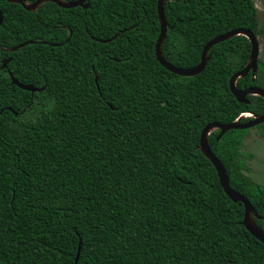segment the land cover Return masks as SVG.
<instances>
[{"label": "trees", "instance_id": "1", "mask_svg": "<svg viewBox=\"0 0 264 264\" xmlns=\"http://www.w3.org/2000/svg\"><path fill=\"white\" fill-rule=\"evenodd\" d=\"M86 4L30 12L0 0V65L12 58L0 69V264H75L79 247L78 264H264L244 205L200 149L206 125L264 114V98L240 103L229 86L250 58L248 38L216 44L204 71L183 77L156 57L158 0ZM164 12L163 55L179 68L197 66L218 35L264 34L254 0H167ZM8 71L43 90L21 89ZM237 86L264 88V51ZM248 132L218 139L216 129L208 141L264 231Z\"/></svg>", "mask_w": 264, "mask_h": 264}, {"label": "water", "instance_id": "2", "mask_svg": "<svg viewBox=\"0 0 264 264\" xmlns=\"http://www.w3.org/2000/svg\"><path fill=\"white\" fill-rule=\"evenodd\" d=\"M7 1L10 3H14V4H20L26 10L30 12H35L38 8L41 7L42 4L46 2H54L62 8H76V7H87L86 2L88 0H74V1L36 0L34 2H27L26 0H7ZM166 1L167 0H158L157 9H158L159 21H160V35H159V38L157 40L156 47H155L157 60L161 63L163 67H165L170 72L183 76V77H194L204 71L210 59L209 52L213 46H215L216 44L220 42L229 40L234 36L243 35L247 37L251 43V55H250V58L246 66L242 70L237 71L231 77L230 82H229L230 90L240 103L249 104L250 101L248 100V96H260L264 98V88L262 87L252 86L248 89L241 90L237 86L238 80L240 78L247 76L250 72L255 74L258 69V60L260 58V50H261L260 42H259L258 36L255 35L254 32L249 29H243V28L235 29V30L229 31L227 33L218 35L215 38H213L211 41H209L205 45L202 55H201V61L195 67L179 68L169 63L164 57L163 51H162V46L167 37V32H168V22L166 20L165 12H164ZM2 22H3V15L2 13H0V24H2ZM33 43L35 42L29 41V42H25L23 44H20L18 46L5 49V50L14 52V51H17L19 48H22L24 46H27L28 44H33ZM42 43H48V42H42ZM11 59L12 58L5 59L0 65V69H6ZM11 77H12V83L17 85L21 89L30 91L32 93L43 90V88H35L34 86H31V85L22 84L13 76ZM254 79H256L255 76H254ZM14 113L15 115H17V112H14ZM243 114H241L239 118H237L235 121L231 123H210L206 125L205 128L201 132L200 149L202 153L211 161V163L216 168L221 185L225 193L230 197L232 201L240 202L244 205L243 225L245 226V228L260 242L264 243V231L257 225L254 219V217L257 215L255 208L253 207L252 203L249 201L247 197L237 192L230 185V180H229V175L227 173V170L225 166L223 165V163L221 162V160H219V158L211 150V147L208 141L209 135L211 134L212 131L216 129L220 130V134L218 136V139H220L229 130H238V129L248 130V129L257 127L261 124H264V114L263 115H253L251 113L250 116H246V117H243ZM247 117H252V119L245 123H242L241 120ZM80 249L81 247H79V251L76 257L75 264H78L79 257H80Z\"/></svg>", "mask_w": 264, "mask_h": 264}, {"label": "rangeland", "instance_id": "3", "mask_svg": "<svg viewBox=\"0 0 264 264\" xmlns=\"http://www.w3.org/2000/svg\"><path fill=\"white\" fill-rule=\"evenodd\" d=\"M259 13V22L264 30V0H254ZM260 56L264 51V34L258 36ZM251 157L247 160V174L256 182L264 185V129L251 128L245 138L244 148Z\"/></svg>", "mask_w": 264, "mask_h": 264}, {"label": "flooded vegetation", "instance_id": "4", "mask_svg": "<svg viewBox=\"0 0 264 264\" xmlns=\"http://www.w3.org/2000/svg\"><path fill=\"white\" fill-rule=\"evenodd\" d=\"M12 72H10V71H8V75H9V77H10V79H11V83H12V77L11 76H13L14 78H16L17 80H18V78L14 75V74H12ZM19 81V80H18ZM20 83H22V84H25V85H28V83H24V82H22V81H19ZM15 85V84H14ZM31 86H33V85H31ZM36 88V87H35Z\"/></svg>", "mask_w": 264, "mask_h": 264}, {"label": "bare ground", "instance_id": "5", "mask_svg": "<svg viewBox=\"0 0 264 264\" xmlns=\"http://www.w3.org/2000/svg\"><path fill=\"white\" fill-rule=\"evenodd\" d=\"M250 115H251V113L250 112H247V113H244L243 114V117L250 116Z\"/></svg>", "mask_w": 264, "mask_h": 264}]
</instances>
